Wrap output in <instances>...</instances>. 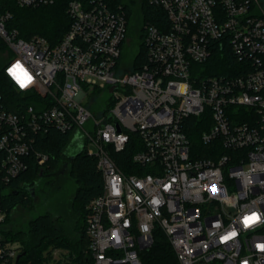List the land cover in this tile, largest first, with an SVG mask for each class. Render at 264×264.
I'll return each mask as SVG.
<instances>
[{"label": "built area", "instance_id": "obj_1", "mask_svg": "<svg viewBox=\"0 0 264 264\" xmlns=\"http://www.w3.org/2000/svg\"><path fill=\"white\" fill-rule=\"evenodd\" d=\"M145 1L165 19L144 25V61L131 70L121 56V5L67 0L68 30L51 45L40 36L20 38L0 0V71L22 97L36 99L13 112L0 93V185L25 172L30 159L46 162L33 148L39 134L78 133L82 150L96 159L102 191L87 206L86 260L73 264H142L139 253L152 245L155 229L177 264H264V12L253 0ZM217 45L237 66L206 75L200 65ZM17 63L32 77L23 88L9 72ZM203 115L207 150L200 153L183 125ZM132 134L141 148L125 174L112 155ZM253 214L259 220L245 226ZM5 218L0 198V264H17L19 250L2 233Z\"/></svg>", "mask_w": 264, "mask_h": 264}, {"label": "trees", "instance_id": "obj_2", "mask_svg": "<svg viewBox=\"0 0 264 264\" xmlns=\"http://www.w3.org/2000/svg\"><path fill=\"white\" fill-rule=\"evenodd\" d=\"M106 1L123 7L127 21L126 37L129 30H137L139 40L137 52L130 61H126L131 63V70H136L145 57L142 43L144 25L151 23L158 26L165 19L164 14L160 8L145 0H140L137 12L133 11L131 4H123L121 0ZM3 3L5 10L11 13L8 27L16 29L18 36L24 40H28L32 36H40L51 45H55L68 30L70 21L65 11L67 0H54L52 4L37 7H19L12 0H3ZM132 18L134 25L130 26ZM200 66L205 68L206 75H221L234 70L237 62L224 46L217 45L213 55ZM0 93L6 108L13 112L18 111L29 102L36 101V99L22 97L1 71ZM94 95H98V92ZM240 110L244 112L243 108ZM243 114L241 113L238 118L244 119ZM200 118H187L183 129L190 140L192 150L203 153L207 150L200 142V133L204 128L202 122L204 115ZM70 139L69 133L61 132L55 128H50L46 133L39 134L33 148L35 151L47 155L46 162L43 165H38L32 158L29 160V166L25 172L12 179L7 186L0 185L1 204L6 212L2 233L5 240L15 244L19 254H22L17 264H46L47 258L54 248L66 250L72 260L71 264L86 260L88 239L85 235V217L87 206L93 198L101 193L102 177L96 168L95 157L87 155L83 150L73 158L66 156L65 150ZM140 148L141 144L137 135L132 134L129 143L122 152H113L112 156L123 173L133 172L134 166L131 165V157ZM62 171H65V177L75 184L70 206L71 212L75 214L73 223L70 225L64 217H54L49 213V210H45L44 213L28 220L23 228L13 230L7 227L9 217L15 208L22 207L33 212L36 209L34 201L36 195L44 194L46 188L53 191L61 185L59 180H61ZM42 185L44 188L41 187ZM32 192L35 195H31ZM152 238V245L139 253L141 263L177 264L175 254L165 234L161 230L155 229Z\"/></svg>", "mask_w": 264, "mask_h": 264}, {"label": "rangeland", "instance_id": "obj_3", "mask_svg": "<svg viewBox=\"0 0 264 264\" xmlns=\"http://www.w3.org/2000/svg\"><path fill=\"white\" fill-rule=\"evenodd\" d=\"M257 6H259V11L264 12V0H253ZM123 4H131L133 11L137 12L140 0H121ZM134 25V19L130 21V26ZM139 30V24L137 26ZM138 33L137 30H129L126 40L122 46V57L125 61H130L137 52L138 45ZM6 61V54H0V69ZM108 94L105 93L104 98H107ZM69 154L72 155L76 152V149L68 150ZM65 170V169H64ZM66 172L62 171L60 174L59 182L61 185L57 189L50 191L46 188L44 194L37 195L36 209L33 212H29L27 209L22 207L15 208L7 223V227L16 230L18 228L25 227L28 220L31 218L44 213L45 210H49L52 216H61L66 219V221L71 225L75 220V214L71 212V201L74 196L75 184L67 177H65ZM43 187V185L41 186ZM15 245V244H13ZM16 247V245H15ZM54 255L47 258L46 264H71V259L68 256V252L63 249L54 248Z\"/></svg>", "mask_w": 264, "mask_h": 264}, {"label": "snow or ice", "instance_id": "obj_4", "mask_svg": "<svg viewBox=\"0 0 264 264\" xmlns=\"http://www.w3.org/2000/svg\"><path fill=\"white\" fill-rule=\"evenodd\" d=\"M9 72L22 88L26 87L32 80L31 75L19 63L9 69ZM257 220H259V217L256 214H253L251 216H246L243 222L245 226H249L255 223ZM235 235L236 233L232 232L228 236H225L224 239L228 240Z\"/></svg>", "mask_w": 264, "mask_h": 264}, {"label": "water", "instance_id": "obj_5", "mask_svg": "<svg viewBox=\"0 0 264 264\" xmlns=\"http://www.w3.org/2000/svg\"><path fill=\"white\" fill-rule=\"evenodd\" d=\"M114 89H115L114 86L110 87L108 89V93H111ZM83 143H84V138L81 135H79L78 133H75L73 136H71L69 144L65 150L66 156L73 158L74 156L78 155L82 151ZM69 149L70 150L76 149V152L74 154L70 155L68 152ZM31 195H33V192L31 193ZM21 255L22 254H18L17 261L21 257Z\"/></svg>", "mask_w": 264, "mask_h": 264}, {"label": "flooded vegetation", "instance_id": "obj_6", "mask_svg": "<svg viewBox=\"0 0 264 264\" xmlns=\"http://www.w3.org/2000/svg\"><path fill=\"white\" fill-rule=\"evenodd\" d=\"M43 188H44V186H43ZM33 195H35V194H33ZM35 197V196H34ZM34 201L37 203V195H36V199H34Z\"/></svg>", "mask_w": 264, "mask_h": 264}]
</instances>
